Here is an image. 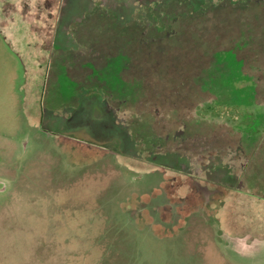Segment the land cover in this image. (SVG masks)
<instances>
[{
  "label": "rangeland",
  "instance_id": "374dc122",
  "mask_svg": "<svg viewBox=\"0 0 264 264\" xmlns=\"http://www.w3.org/2000/svg\"><path fill=\"white\" fill-rule=\"evenodd\" d=\"M38 1L0 0V30L24 32ZM156 17L94 12L76 29L86 53L49 61L0 35V264H241L224 231L263 242L264 0L199 13L175 0ZM84 88L131 154L51 124Z\"/></svg>",
  "mask_w": 264,
  "mask_h": 264
},
{
  "label": "crops",
  "instance_id": "0c3cea01",
  "mask_svg": "<svg viewBox=\"0 0 264 264\" xmlns=\"http://www.w3.org/2000/svg\"><path fill=\"white\" fill-rule=\"evenodd\" d=\"M80 1L81 0H61V5L59 6L60 9L58 8L59 10L57 12V18L56 20H52V21H50L47 11L41 10L39 8L38 4L41 1H38L37 4H33V5L31 4L24 5L23 7L29 8L28 10L27 9L23 10L24 13L25 11L36 12V14L33 15L34 17L25 16V14H22V19L24 21V24H22L19 21L17 27L23 28L25 29V31L24 32L21 31L18 34L17 32L16 33L11 31L6 32L1 29L0 35L4 38V41L8 43L12 48H13L12 45H21V44L37 45L39 47L37 48V51L38 50L39 51L38 53L35 54H41L42 58L48 61L56 58L57 56L59 57V55L55 56L56 51L61 52L60 54L79 53L84 55L86 53L85 46L82 44L78 36L76 41L75 38L69 33L72 24L79 22L83 18L85 12L89 11V8L92 6L91 0H90L91 3L88 2L86 5L79 4ZM16 8H19V6L16 5ZM18 10L19 9H16V11ZM78 11L80 12V14H76V12ZM2 24L3 26L1 27L10 28L7 27L8 24H10L8 21H6L5 23H1V25ZM13 49L17 52L20 59L23 60L24 58L21 53V49L18 47L16 49L15 48ZM32 52L34 53V50H32ZM24 70L25 68L23 66V71ZM24 74L26 73L24 72ZM85 99L87 98L84 97V99H82L76 107L71 106L68 112L80 106L81 102H83ZM225 231L227 232L228 237L226 236V238L222 239V241H224V247L225 249L227 248L228 250L229 248V251H232V246H235L234 250L237 251V253H240L241 255L238 260L239 263L264 264V257H263L264 238H263V242L254 239L251 241V244H248L246 238L241 240L235 237H231L232 233L228 232L227 230ZM229 237H231V239ZM227 238H229L228 241ZM231 241L232 242L237 241L238 243H234L235 245H232L233 243H231Z\"/></svg>",
  "mask_w": 264,
  "mask_h": 264
},
{
  "label": "flooded vegetation",
  "instance_id": "af4514ba",
  "mask_svg": "<svg viewBox=\"0 0 264 264\" xmlns=\"http://www.w3.org/2000/svg\"><path fill=\"white\" fill-rule=\"evenodd\" d=\"M175 0H91L92 6L89 8V11H86L83 18L74 24H72L71 29L69 31L70 35H72L75 40L77 41L76 36V29L78 26H80L87 18V16L91 15L94 12H101L102 15H105L106 17L112 19L114 21L115 25H119L122 27L129 26L131 24L140 25L139 23L149 21V17L153 18L156 22L157 13H161L169 3L173 2ZM179 1V0H177ZM185 1L191 6V10L193 13H199L205 11L209 7H220V6H230V5H247L249 3H252L253 0H180ZM55 0H44V2H40L39 8L43 10L45 8V5H49V9L51 8V13H48L49 18H53L52 20H56L57 15L53 13L52 9H54V3ZM257 2H260V0H257ZM50 3V4H49ZM61 5V0H59V6ZM58 6V7H59ZM44 7V8H43ZM60 9V8H59ZM56 16V18H55ZM139 17V18H137ZM137 18V19H136ZM98 92L95 88H84L82 92L79 94L78 97V104L79 102L84 99L85 95L88 92ZM87 98V97H86ZM105 100V99H104ZM69 108H66L62 113L65 116L69 115ZM54 112V111H53ZM96 112V111H95ZM42 118H43V112H42ZM120 120V119H118ZM204 169V167H203ZM228 171L230 172L228 174L227 180L231 182L230 189H235L239 183H241V179L235 176L232 173V168L227 166ZM205 170L208 171V168L205 167ZM197 179V178H196ZM209 184L216 185L214 182L207 181ZM219 192L215 191L214 193ZM212 194V193H211ZM217 194V193H216ZM189 195L186 196L188 198ZM219 212L214 211L211 214L212 218L219 219L218 216ZM244 233H247L244 231ZM224 234L227 235V232L224 231ZM248 234L245 238L248 240L250 237ZM229 238H227L228 241ZM232 245H235L234 243H238L237 241L231 242Z\"/></svg>",
  "mask_w": 264,
  "mask_h": 264
},
{
  "label": "water",
  "instance_id": "95a60500",
  "mask_svg": "<svg viewBox=\"0 0 264 264\" xmlns=\"http://www.w3.org/2000/svg\"><path fill=\"white\" fill-rule=\"evenodd\" d=\"M88 2L91 3L90 0H87L83 1L82 4L86 5ZM76 14H80V12L78 11ZM88 101V99H85L81 102L80 106L72 109L69 112V116L52 115L49 121L52 125L61 127L62 131L67 133L86 130L92 138L97 140L109 141L113 138H118L122 152L131 154L130 150L134 151L135 143L131 139L128 129L118 123L119 120L117 122L112 109L106 107L104 102L100 101V98L93 100L94 105L88 104ZM93 106L98 107L101 113H103L101 118L96 119L93 117Z\"/></svg>",
  "mask_w": 264,
  "mask_h": 264
}]
</instances>
